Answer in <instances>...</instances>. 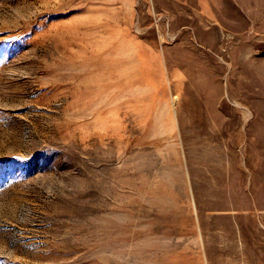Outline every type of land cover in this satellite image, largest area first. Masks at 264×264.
Returning <instances> with one entry per match:
<instances>
[{"label":"rangeland","instance_id":"1","mask_svg":"<svg viewBox=\"0 0 264 264\" xmlns=\"http://www.w3.org/2000/svg\"><path fill=\"white\" fill-rule=\"evenodd\" d=\"M211 261L264 264V0H0V264Z\"/></svg>","mask_w":264,"mask_h":264},{"label":"bare ground","instance_id":"2","mask_svg":"<svg viewBox=\"0 0 264 264\" xmlns=\"http://www.w3.org/2000/svg\"><path fill=\"white\" fill-rule=\"evenodd\" d=\"M116 46H117V44H115ZM119 45V44H118ZM120 46V45H119ZM123 46V45H122ZM125 47V46H124ZM113 48H114V46H113ZM116 48V47H115ZM116 50H118V49H116ZM122 50V49H121ZM115 54V53H114ZM111 55V54H110ZM120 59H122V57H119ZM212 101H211V99L208 97V95H206V98H204V105L205 106H207V104L209 103H211ZM207 103V104H206ZM214 117H216L215 116V113H214V115H213Z\"/></svg>","mask_w":264,"mask_h":264},{"label":"crops","instance_id":"3","mask_svg":"<svg viewBox=\"0 0 264 264\" xmlns=\"http://www.w3.org/2000/svg\"><path fill=\"white\" fill-rule=\"evenodd\" d=\"M208 264H212V261H211V262H209Z\"/></svg>","mask_w":264,"mask_h":264}]
</instances>
